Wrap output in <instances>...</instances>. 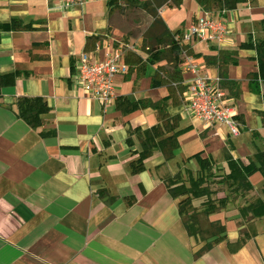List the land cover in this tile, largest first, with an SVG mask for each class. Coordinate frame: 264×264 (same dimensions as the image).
<instances>
[{"label":"crops","instance_id":"obj_1","mask_svg":"<svg viewBox=\"0 0 264 264\" xmlns=\"http://www.w3.org/2000/svg\"><path fill=\"white\" fill-rule=\"evenodd\" d=\"M123 7L122 14L109 12L108 0H87L74 9L62 8L57 0H0V25L19 19L38 28L0 33V74L26 75L3 89L0 105V264H264L261 173L249 178L253 189L238 198L236 203L244 205L221 212L225 232L201 255L206 241L202 245L190 237L180 217V199L172 198L166 186L174 167L189 165L199 171L191 159L198 153L225 176L230 172L226 154L244 165H258L255 155L264 152V84L255 89L248 80L259 72L256 51L238 49L264 39V0H249L224 17L213 11L214 19L225 21L228 36L220 45L189 47L199 74L217 83L219 68L207 66L206 57L238 51V62L228 66L227 75L241 83L239 99L226 90L240 136L232 138L227 127L205 128L187 116V85L195 75L183 73L181 64L185 91L177 94L180 105L170 101L167 109L178 117V128L162 137L180 133L179 147L169 161L154 152L136 175L131 163L139 158L143 135L138 132L160 121L152 109L123 115L116 100L157 103L168 97L167 86L154 89L151 84L159 67L160 77L167 80L171 64H146L139 72L127 63L129 73L116 78V99L105 110L76 84L80 55L96 48V58L128 47L130 62L147 61L142 47L152 18L148 15L144 35H131L137 26L131 12H146ZM203 13L196 0H182L179 9L163 7L159 12L173 34L183 33ZM23 97L47 101L51 111L42 117V128L34 130L16 116L17 99ZM42 132L56 135L43 138Z\"/></svg>","mask_w":264,"mask_h":264},{"label":"trees","instance_id":"obj_2","mask_svg":"<svg viewBox=\"0 0 264 264\" xmlns=\"http://www.w3.org/2000/svg\"><path fill=\"white\" fill-rule=\"evenodd\" d=\"M248 1L249 0H196L197 4L204 11L208 12L235 11L239 5L245 4ZM181 5L182 0H150L147 2H142L140 0H108L109 12L118 10L123 14V6H131L146 12L152 18V25L144 36L142 47V50L148 55L147 61L143 62L141 59L136 58L132 63L130 60L133 55H129L127 57V63L137 67L139 72H142L146 64L156 65L159 62L167 61L171 64L172 70L168 73V79L164 80L160 77V72L163 71L159 67L152 78V88L155 89L162 86L168 87L169 96L161 101L157 103H153L150 100L130 102L127 98L123 97L116 100L123 115H129L140 110L152 109L157 113L158 120L160 121L159 125L150 130L138 132L143 135V139L141 142V149L137 153L139 158L131 163V172L133 175L140 174L145 170V161L152 157L154 152H161L166 161H169L173 159V154L179 147L178 136L180 133H176V135L166 139H162V137L164 136V132H174L178 128V117H171L167 109L170 101H172L173 105H180V100L177 94L182 96L185 91L182 73L179 69V66L182 64L181 56L184 52V46H182L180 41L176 39L178 36L182 35V32L178 31L173 34L165 25L159 12L163 7L179 9ZM34 30H38V28H35V23L24 24L19 19H13L9 24L0 25V33L6 31L26 32ZM153 31H157L156 36L153 34ZM92 40V38L88 39V45ZM238 50L256 51L259 72L257 74H250L248 80L250 85L254 86L255 89H258L260 84H264V39L255 43L250 40L248 43L242 44ZM237 56V50L221 51L218 57H206L205 59L207 66H217L219 68L220 86L230 91V98L232 99H239L241 94V83L233 82L228 79L227 68L238 62L236 59ZM21 77H26V75L20 72L5 75L0 74V105L2 103L3 89L14 87L17 80ZM173 84L175 87H173ZM16 105V116L34 130L43 127L44 120L42 117L49 114L51 111L47 101L42 98H19L17 99ZM55 135L56 132L41 133L43 138ZM128 145L131 146V139L128 140ZM202 155V153H198L191 158L195 159L198 163L200 177L196 180H190V187H187L183 183H178L180 175H176L166 181V186L171 197L174 199H180L179 213L188 234L190 237L195 238H197L201 232V224L199 223V220L196 219L195 213H189L192 207V199H200L206 196V189H200L199 185L200 183L205 182V177H203V175L208 174L209 177L214 168L210 158H202ZM225 158L230 172L225 176L224 180L230 183V187L239 195H244L253 189V186L249 181V178L252 175L255 173H261L264 177V152H259L255 155L258 165L253 161H250L248 165H244L242 162L234 161L232 157L227 154ZM215 211L216 208L210 205L206 210V214H213ZM224 232L225 229L222 227L219 229L218 234H213L212 237L215 238L213 242L208 243V240L204 239L203 241H206V245L198 255L210 250L214 244L218 243Z\"/></svg>","mask_w":264,"mask_h":264},{"label":"built area","instance_id":"obj_3","mask_svg":"<svg viewBox=\"0 0 264 264\" xmlns=\"http://www.w3.org/2000/svg\"><path fill=\"white\" fill-rule=\"evenodd\" d=\"M64 9H74L84 6L87 0H57ZM227 11H222L223 17ZM228 26L225 21L213 18V12L204 11L181 36L176 39L184 46L182 71L193 73L195 77L187 85L186 101L184 104L187 116L205 128L216 126L227 127L232 138L241 134V126L237 114L230 105L226 89L220 86V79L213 82L206 75L199 74L196 63L189 55L192 44L204 43L220 45L228 36ZM130 51V48H129ZM100 52L96 48L94 53L84 52L77 62V86L92 100L97 101L105 110L115 99L114 83L117 77L129 73L126 62L128 47H118L107 50L103 58H96Z\"/></svg>","mask_w":264,"mask_h":264},{"label":"rangeland","instance_id":"obj_4","mask_svg":"<svg viewBox=\"0 0 264 264\" xmlns=\"http://www.w3.org/2000/svg\"><path fill=\"white\" fill-rule=\"evenodd\" d=\"M131 13L134 15L137 22V26L133 28L134 30L131 32V35H142L143 31L145 32V30L149 27L148 14H140L139 12ZM126 42L128 43L129 39H127ZM169 71L171 72L172 70L170 69ZM193 169L194 168L189 165H185V167L181 166L179 168L174 167L172 168V173H170L169 176H171L170 178H173V175L175 174L180 175L178 183L180 182L185 184L187 187H190V180H196L200 177V173ZM203 177H205V182L200 183L199 186L200 189H206V196L200 199H192V207L189 211L191 214L195 213L196 219L199 220V223L201 224V232L197 237V242L199 244H202L204 239H212L213 234L219 233V229L223 226L220 220V214L223 210L229 208L230 205L234 207L232 210H236L237 207L244 205L243 202H240L239 204L236 203L237 201L239 202L238 198L240 195L230 187V183L224 180V170H220L218 167L216 168L214 166L212 174L209 177L208 174H204ZM253 199L254 198H251L249 200ZM210 205L214 206L216 211L213 214L207 215L206 210ZM204 244L205 243L202 245Z\"/></svg>","mask_w":264,"mask_h":264}]
</instances>
